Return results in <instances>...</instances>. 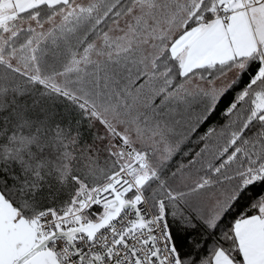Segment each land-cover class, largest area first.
Wrapping results in <instances>:
<instances>
[{"label": "snow or ice", "instance_id": "6c2138e0", "mask_svg": "<svg viewBox=\"0 0 264 264\" xmlns=\"http://www.w3.org/2000/svg\"><path fill=\"white\" fill-rule=\"evenodd\" d=\"M0 264H264V0H0Z\"/></svg>", "mask_w": 264, "mask_h": 264}, {"label": "trees", "instance_id": "16d2710c", "mask_svg": "<svg viewBox=\"0 0 264 264\" xmlns=\"http://www.w3.org/2000/svg\"><path fill=\"white\" fill-rule=\"evenodd\" d=\"M229 100L231 99V97L229 96L228 98ZM225 103H227V101H225ZM224 105H221V109L223 108ZM223 122V117L220 115V111L218 110L217 114L215 115V117L209 121L208 124L203 125L200 129H199V133L198 134H203L204 132L207 131L208 127L212 124H220ZM177 161H179V158H177Z\"/></svg>", "mask_w": 264, "mask_h": 264}]
</instances>
